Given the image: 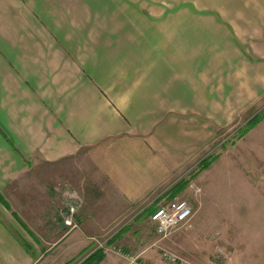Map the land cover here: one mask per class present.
I'll use <instances>...</instances> for the list:
<instances>
[{"label":"crops","instance_id":"crops-1","mask_svg":"<svg viewBox=\"0 0 264 264\" xmlns=\"http://www.w3.org/2000/svg\"><path fill=\"white\" fill-rule=\"evenodd\" d=\"M228 98L264 103V0H0V264L84 255L179 173L197 112ZM259 114L243 138L264 170ZM222 193V253L264 264V181ZM120 239L86 264H172Z\"/></svg>","mask_w":264,"mask_h":264},{"label":"rangeland","instance_id":"rangeland-1","mask_svg":"<svg viewBox=\"0 0 264 264\" xmlns=\"http://www.w3.org/2000/svg\"><path fill=\"white\" fill-rule=\"evenodd\" d=\"M213 74L214 83L219 82V78L216 77L219 73L213 71ZM222 103L224 104L214 103L212 106L215 109L207 113L197 112L203 114V120L197 118L196 153L191 152L186 155V161L180 165L179 173L170 177L166 185L153 191L135 207L125 210L104 228L99 237H92L91 242L95 245L89 250L86 249L84 256L94 250H103V252L110 250L112 240L121 235L122 239L119 243L122 246L128 245L132 248L141 246L143 250L147 249L148 252L153 251L159 255H162L164 250H168L183 258L187 264H209V262L254 264L250 257L242 263L238 256L223 254L224 249L220 245L222 234L218 228L223 201L228 199L222 195L223 186L264 181V170L255 164L252 158L255 146L253 138H236L238 132L246 127L250 119L261 113L264 103L251 110L234 109L235 104L230 98ZM211 156L216 158L210 167L200 170L202 161ZM193 173L197 174L190 181L194 187H187L177 196L192 205L193 220L191 219L190 225L162 239L149 218V212L155 206L170 201L171 198L166 195L168 191L183 179L188 180ZM79 199L81 198L70 187L65 191V203L75 206L76 200ZM145 214L146 216L142 218ZM69 226L75 227V224ZM166 261L171 263L169 260Z\"/></svg>","mask_w":264,"mask_h":264},{"label":"built area","instance_id":"built-area-1","mask_svg":"<svg viewBox=\"0 0 264 264\" xmlns=\"http://www.w3.org/2000/svg\"><path fill=\"white\" fill-rule=\"evenodd\" d=\"M188 187H194L190 182ZM70 209V218L66 220L68 225L75 224L73 220V215L76 213V206L71 203L67 204ZM194 215V210L192 205L185 199L178 197L171 198L170 201L156 206L155 211L151 214V221L155 225L157 234L162 238H167L177 230L189 225L192 217ZM164 249V248H163ZM95 251V250H94ZM91 251L87 255H81L69 264H86L87 259L94 252ZM83 256V257H82ZM163 256L166 260H169L172 264H187L183 258L180 256L164 250ZM191 264V263H190Z\"/></svg>","mask_w":264,"mask_h":264},{"label":"trees","instance_id":"trees-1","mask_svg":"<svg viewBox=\"0 0 264 264\" xmlns=\"http://www.w3.org/2000/svg\"><path fill=\"white\" fill-rule=\"evenodd\" d=\"M259 115L260 114L255 115L254 117H252L250 119L249 123H247L246 127L238 132V134L236 135V138H242L249 131V129L252 128L253 125L259 120ZM215 158L216 157L211 156V157H208V158L204 159L202 161V166H200V170H204V169L208 168L212 164V162H213V160ZM196 175H197L196 173H193L188 180L187 179H183L178 184H176L172 189H170L166 195L168 197H170V198H174V197L178 196L184 189H186L188 187L190 181ZM155 209H156V206L150 212L153 213L155 211ZM93 256H97L96 259H95V263H98L99 261H101L103 259L104 252H103V250L94 251L91 254V256L87 259V262Z\"/></svg>","mask_w":264,"mask_h":264}]
</instances>
